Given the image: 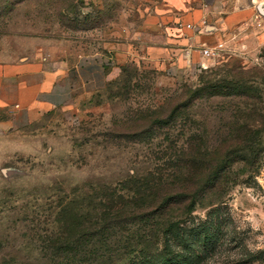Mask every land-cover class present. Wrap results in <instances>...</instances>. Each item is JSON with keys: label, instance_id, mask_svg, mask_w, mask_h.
<instances>
[{"label": "rangeland", "instance_id": "374dc122", "mask_svg": "<svg viewBox=\"0 0 264 264\" xmlns=\"http://www.w3.org/2000/svg\"><path fill=\"white\" fill-rule=\"evenodd\" d=\"M238 1L227 11L219 3V11L245 9L243 19L200 42L199 51L205 42L223 44L216 56L198 53L206 67L197 60L168 72L134 57L125 63L133 74L130 88L121 70L97 93L37 112L20 126L0 127V264H41L38 259L56 252L49 242L70 238L73 222L94 224L105 213L110 224L131 222L133 192L160 160L167 132L157 127L153 137H135V128L147 126L129 120L135 112L155 107L185 84L229 77L232 69L244 70L264 96V0ZM157 2L0 0V62L73 64L108 56L113 44L131 40ZM232 96L214 99L216 116L223 108L232 111L238 102ZM236 161L225 189L198 197L179 218L180 236L169 244L182 264H264V146L255 167ZM144 197L140 205L148 207Z\"/></svg>", "mask_w": 264, "mask_h": 264}, {"label": "trees", "instance_id": "16d2710c", "mask_svg": "<svg viewBox=\"0 0 264 264\" xmlns=\"http://www.w3.org/2000/svg\"><path fill=\"white\" fill-rule=\"evenodd\" d=\"M121 70L123 82L130 88L133 74L128 64ZM232 71L229 77L207 79L193 86L185 84L155 107L135 112L129 120H144L147 125L141 130L135 128V137H153L157 127L167 132L160 146V160L151 168L147 182L133 192L135 208L131 222L110 224L108 213L94 224L73 222L70 238L49 242L47 247L56 252L38 261L182 264L179 250L169 244L170 237L180 236L179 218L193 209L198 197L225 189L232 181L235 159L237 164L255 167L263 152L264 96L248 82L244 70ZM226 96L237 97L238 102L232 111L223 108L216 116L210 104L216 97ZM140 195L145 196L146 203L150 201L148 207L140 205ZM165 240L166 246L161 249L159 245Z\"/></svg>", "mask_w": 264, "mask_h": 264}, {"label": "crops", "instance_id": "0c3cea01", "mask_svg": "<svg viewBox=\"0 0 264 264\" xmlns=\"http://www.w3.org/2000/svg\"><path fill=\"white\" fill-rule=\"evenodd\" d=\"M219 3L227 11L239 1L158 0L156 8L133 30L131 40L121 46L113 44L108 56L102 54L73 64L44 60L0 62V127L20 126L37 112L65 107L103 90L134 57L168 72L189 68L197 60L206 63L198 55L200 42L213 30L230 29L246 15L245 9L222 14ZM188 24L194 28H188ZM199 30H205L204 35H199Z\"/></svg>", "mask_w": 264, "mask_h": 264}, {"label": "built area", "instance_id": "2783aa9c", "mask_svg": "<svg viewBox=\"0 0 264 264\" xmlns=\"http://www.w3.org/2000/svg\"><path fill=\"white\" fill-rule=\"evenodd\" d=\"M187 27L193 29L194 25L188 24ZM221 47H223V44H217L215 46H210L206 43L204 44L200 52L202 53L203 56L212 57V56H216L217 51L221 49ZM110 60H112V57H110ZM201 66L206 67L204 63H202Z\"/></svg>", "mask_w": 264, "mask_h": 264}, {"label": "water", "instance_id": "95a60500", "mask_svg": "<svg viewBox=\"0 0 264 264\" xmlns=\"http://www.w3.org/2000/svg\"><path fill=\"white\" fill-rule=\"evenodd\" d=\"M259 9L263 12V7L262 6H260Z\"/></svg>", "mask_w": 264, "mask_h": 264}]
</instances>
